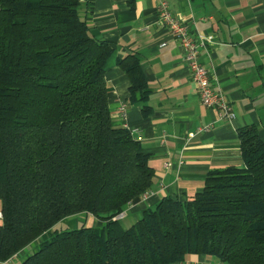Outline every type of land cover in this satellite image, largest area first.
Instances as JSON below:
<instances>
[{
	"label": "trees",
	"instance_id": "1",
	"mask_svg": "<svg viewBox=\"0 0 264 264\" xmlns=\"http://www.w3.org/2000/svg\"><path fill=\"white\" fill-rule=\"evenodd\" d=\"M84 4L0 0V260L23 251L19 264H167L187 254L264 264V143L254 125L237 132L241 166L210 170L193 197L164 196L128 227L116 218L150 190L154 169L111 116L112 47L89 32ZM117 64L131 98L145 100L138 58ZM81 214L97 224L57 229Z\"/></svg>",
	"mask_w": 264,
	"mask_h": 264
},
{
	"label": "crops",
	"instance_id": "2",
	"mask_svg": "<svg viewBox=\"0 0 264 264\" xmlns=\"http://www.w3.org/2000/svg\"><path fill=\"white\" fill-rule=\"evenodd\" d=\"M164 1L191 35L211 37L200 52V61L235 117L220 120L215 110L201 104L183 60V46L158 21L160 0H82L83 9H87L84 2H92L89 32L112 47L105 63L111 116L124 121L154 169L152 193L127 205L120 219L124 227L164 196L183 201L193 197L203 189L210 170L241 166L239 128L254 125L264 143V0ZM128 54L139 60L145 100L131 98L129 78L117 64ZM204 126L210 127L195 132ZM79 218L60 223L76 228ZM85 220L88 226L97 224L94 217ZM167 264L225 263L213 256L187 254Z\"/></svg>",
	"mask_w": 264,
	"mask_h": 264
},
{
	"label": "built area",
	"instance_id": "3",
	"mask_svg": "<svg viewBox=\"0 0 264 264\" xmlns=\"http://www.w3.org/2000/svg\"><path fill=\"white\" fill-rule=\"evenodd\" d=\"M157 9L159 23L165 25L172 37L184 48L183 60L190 71V76L201 104L215 110L218 119L227 121L232 120L235 117V113L230 102L227 100L224 93L212 84L209 70L200 61V52L205 48L207 43L211 42V37L203 34L191 35L187 26L172 16L166 1L160 0ZM209 127L210 126H204L198 128L195 132L207 131ZM194 133H190V136ZM168 165L169 163H165V166ZM162 187L163 186L160 185V188ZM150 193H152L151 190H148L141 196L145 198ZM124 214V212H121L116 218L122 219ZM1 217L2 213L0 210V218ZM17 257H20V252L7 259L0 260V264H9L10 261Z\"/></svg>",
	"mask_w": 264,
	"mask_h": 264
},
{
	"label": "rangeland",
	"instance_id": "4",
	"mask_svg": "<svg viewBox=\"0 0 264 264\" xmlns=\"http://www.w3.org/2000/svg\"><path fill=\"white\" fill-rule=\"evenodd\" d=\"M127 208V207H126ZM126 208L124 209V211L126 210ZM123 211V212H124ZM81 219H80V223L77 225V227H79L82 223H83V220L85 221V216H83L82 214L80 215ZM123 218V217H122ZM0 223H1V219H0ZM72 228H75V227H71L69 226L68 224H63V223H60L58 226H57V229L59 230H64V229H72ZM38 244H36V242H34L33 244H31L28 248H26L25 250L28 252V254L32 253L34 250H36ZM21 257H17L15 259H13L12 261L9 262V264H19L21 262V259L23 258L22 254H20Z\"/></svg>",
	"mask_w": 264,
	"mask_h": 264
}]
</instances>
